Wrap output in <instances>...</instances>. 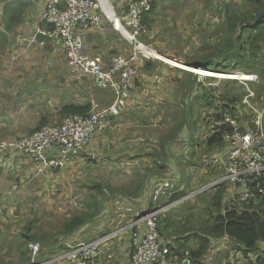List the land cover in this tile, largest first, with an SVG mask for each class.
I'll use <instances>...</instances> for the list:
<instances>
[{"label": "crops", "instance_id": "crops-1", "mask_svg": "<svg viewBox=\"0 0 264 264\" xmlns=\"http://www.w3.org/2000/svg\"><path fill=\"white\" fill-rule=\"evenodd\" d=\"M109 1L115 12L117 14H122L127 10L131 0ZM168 1L170 0H156L154 9L147 15L146 22H144L146 28L143 33L144 41L154 45L159 54L176 59L184 65H206L208 59H215L214 61H217V63L227 64L228 61L225 60L224 56L220 55L222 57L219 59L220 56L215 55L217 53L214 47L215 43L213 42L204 46L205 49L203 53H205V55L200 59L187 58L181 60L178 59L179 57L177 56H171V54L176 51V49L169 46V41L173 33L171 32L166 38V36L161 34L163 29H158L159 25H163L161 13L169 8ZM6 5L12 8L5 16L4 7ZM45 6L46 0H0V55L2 58L8 48L15 42V39L18 49L20 46L28 45L34 46L36 49L51 47H55L56 49L61 48L60 43L56 40L39 42L35 38L39 29L46 31L52 30L42 28V25L47 23L41 20V13L45 9ZM233 6L236 8L237 4ZM13 8L23 9L24 22L13 29H6L4 20L6 17H10L14 14L13 12L15 11ZM225 21L224 25L222 24L223 27L220 29L223 30L224 34L227 32ZM244 24V20H242L241 26ZM164 25H167V23ZM220 30H218V33L221 32ZM240 30L239 28L237 32L240 33ZM81 31L85 36L87 51L91 54L100 55L107 61H110L112 56L120 53L127 54V52L131 50V47L124 40V37L113 26V22L106 18L103 20L102 28L95 30L93 28L83 27ZM222 38L221 36L220 41H222ZM161 39H165V41L161 42ZM19 41L24 42V45H21ZM220 41L217 42L220 43ZM18 49L12 52L11 60H13V53ZM212 49L213 51H211ZM66 61L68 65L67 70L70 71L67 58ZM136 68V88L133 96L129 98V108L120 116L114 118L104 131L96 134L92 142L86 146L80 155L72 157L63 163L60 170L57 165H54L44 172H40L36 168L35 160L32 155L30 156L15 150H9L4 154L3 161L0 164V241H4V239L5 241L13 239L21 242V240H25V238H23L24 234H33L38 231L47 238L53 237L50 245L46 248V252H42V260H52V264H68V262L63 261L62 258L59 259L60 255L66 250L65 244L67 246L70 242L82 239L93 240L103 232L114 230L117 227H127L133 221V214L128 212L130 215L125 217L121 216V214L125 213L124 209L126 206L131 205L135 210L142 212L150 205V197L148 200H146L147 197L145 198L147 193L143 196L142 191L144 189L145 192L147 189L152 191L161 181L170 180L176 183L180 180L182 174L179 172L169 174L168 172H171V165L173 162L182 167V165L179 164L181 154L179 152L177 153L176 150L178 151L179 147H181L179 141H181V136L184 132L181 133L179 141L171 140L168 143V147L171 144L175 147H173L172 152L169 153L168 161H170V163H168L166 167V173L163 174V172H158L159 170L154 168L158 167L159 164L160 166L163 165L164 156L161 155L163 142L167 138L172 137V134L178 128L175 125L178 122L174 120V118L177 117L178 112L182 109L181 106H183V104L192 106L191 103L197 105V102H199L198 98H201L205 88L198 91L194 86V81H191V78L188 80L189 83L187 82L182 85L183 76H194L195 73L191 75L189 74V72H191L190 70L182 67H177V69H175L173 66L162 62V60L140 59L136 63ZM50 69L51 65L49 64V70ZM208 69L213 70L217 68L209 67ZM70 77L71 75L69 73L68 77L65 76V80H61L62 88L65 90L64 92L61 87H57L61 89L56 90L54 94L55 104L53 106L55 107L47 104L46 98L47 94L50 95L49 89L45 90L41 87H36L45 84L39 82L44 79L38 75L31 77V82L33 84L31 85V91L24 92L23 90L21 92L16 91L7 94L5 89H0V138L19 137L21 135L14 129L20 126H28L21 118L15 117L16 112L14 105L17 103V100L21 101L24 96L31 95L33 99H38L39 97L38 102L35 101L32 103L33 100H31V109L23 107V109L20 110L24 114L31 112L35 121L38 122L37 126H39L40 123L46 125L50 121L52 122L51 124L61 123L64 118L61 109L64 105L70 103L84 104L86 102H91V105L93 102L105 105L112 103L114 94L111 90L104 88L99 89L100 91L96 94L98 100L93 99L94 94H91L90 91L96 86H86L88 84L86 80L88 79L82 82L76 81L74 84L70 81ZM6 79L8 78H2L4 81ZM88 81L90 82V80ZM260 95L264 97V92L260 93ZM260 95H258L259 99H262ZM112 96L113 98L110 99ZM239 101L230 104V106L233 108H235L236 105L239 106ZM4 104L9 106L7 110H10V113L13 114L14 117L10 114H4ZM23 105L25 104L23 103ZM212 105L213 106L209 105L211 108L208 107L203 111L204 116L207 117V121L209 122L212 120L211 114L221 113L223 111V106L227 105V102L218 100ZM166 114H173V118H168ZM149 119H156L160 124L158 126V123L154 126H144V122L146 121L147 124ZM202 128L206 129L208 134L209 123L205 121V125H202ZM185 150L186 147L184 152ZM168 151L170 150L168 149ZM154 154H156V156H154ZM48 156L56 160L62 159L60 151L56 147L48 153ZM176 160L177 163L175 162ZM87 168L90 169V174L89 176H84V171ZM124 174H132V176H134L133 183H131L130 187H121L119 182H117ZM162 177L166 178L160 179ZM104 178L107 179L105 180ZM89 181L98 182V184H94V187H92L96 190L98 197L101 196L99 191L103 195L107 194L104 198L102 196L101 199L98 198L100 206L104 207L103 210L100 211L102 220L99 218V215V217L95 216L91 221H88L75 232L65 237L60 235V232L64 230L63 225L58 229L48 228L49 223L53 224L52 220L48 222L51 215L48 209L53 207V205H50L53 197L54 202L59 204L58 211H55V213L62 217L61 220L64 223L73 214L84 212L85 210L88 211L89 205L82 202V209H76L79 201L73 202V199L77 198V196H80V198L83 196ZM141 183L142 187H139L141 191H139L136 196L137 198H134L135 200L133 201H135V203H133L131 202L133 196L127 195L126 193L136 192L139 189L138 185ZM110 193H114V197L108 199ZM91 198L92 197L86 200V203H88ZM102 201H105V203L103 204ZM109 201L114 202L115 209L113 210V214L117 212L118 217L114 218L113 215L111 217L112 219L107 222L108 218L106 219L105 216L107 217L109 214L107 210L110 207V205L107 204ZM11 210L13 213H19V217L15 219L3 216L5 213L6 216H11ZM91 211L92 210H90V212ZM39 214L44 215V217H40ZM21 216L23 217L20 218ZM25 217L27 218L25 219ZM31 224L33 227L28 231L27 227ZM35 226L39 228L35 230ZM136 230V227L124 229L118 238L108 242V244L105 245L103 254L95 264H132L131 256L134 249L133 233ZM170 243H168V247H170ZM5 251L6 249L0 246V253H6ZM43 256L45 257L44 259ZM210 256H213V254ZM0 258H2L1 254ZM56 258H58V260L53 261ZM207 259L208 257L206 256V263ZM11 261L14 260L9 258L5 263L11 264ZM0 264H4V262L0 260Z\"/></svg>", "mask_w": 264, "mask_h": 264}, {"label": "built area", "instance_id": "built-area-1", "mask_svg": "<svg viewBox=\"0 0 264 264\" xmlns=\"http://www.w3.org/2000/svg\"><path fill=\"white\" fill-rule=\"evenodd\" d=\"M153 1L131 0L127 10L117 14L108 0L109 6L114 10L110 17L103 0H46L41 20L53 24L54 28L50 31L39 30L60 43L68 60L71 76L75 80L82 82L88 79L98 87L107 88L113 92L114 99L108 105L93 102L87 115H67L59 124H46L37 131L19 137L0 138V164L7 151L15 150L32 155L40 172L54 165L62 167L68 159L80 155L96 134L104 131L114 118L129 108V98L133 96L136 88L137 61L157 57L153 53L156 50L152 51V48L139 40L146 29L144 15L152 9ZM104 18L113 22L115 29L129 43L136 44L133 53H120L107 61L102 56L87 51L82 28L100 29L103 27ZM140 53L143 56L140 57ZM237 77L244 84V95L239 106H236L237 113L227 110L220 117L213 114L211 122L205 119L209 123V134L223 133L224 146L228 149L224 151L222 147H217L212 154L203 158V165L196 170L201 177L209 172L217 171L221 174L209 184L205 185V181L197 190H191L173 201L170 200L172 196L186 188L193 174L188 171L176 183L170 180L161 181L150 193V205L144 211L126 208L133 214V221L127 227L103 232L93 240L70 242L59 259L62 258L68 264H95L108 242L118 238L124 229L136 227L137 230L133 233L134 250L131 263L173 264L176 259L169 251L168 240L162 234L160 226L161 218L165 214L182 203L190 202L198 194L225 183L242 188L237 194H233L241 201L264 198V101L260 102L258 93L249 86V82L258 83L259 77L256 74H248L246 79L242 75ZM243 111H246L244 119L240 116ZM55 147L60 151L61 160L48 156ZM208 167L210 168L207 169ZM210 169L212 170L209 171ZM227 241L229 243L230 239L226 234L220 246H224L223 242ZM262 249L264 256V244ZM29 251L30 264H52V260H42L40 242L30 243ZM57 260L58 258L53 261ZM185 262L192 264L189 259L175 264ZM206 264H214L213 256L208 257Z\"/></svg>", "mask_w": 264, "mask_h": 264}, {"label": "rangeland", "instance_id": "rangeland-1", "mask_svg": "<svg viewBox=\"0 0 264 264\" xmlns=\"http://www.w3.org/2000/svg\"><path fill=\"white\" fill-rule=\"evenodd\" d=\"M243 3H244V0H173V1L170 0L168 1L169 8L166 9L163 13H161V17H162L161 20L163 21V25H159L158 29L159 30L163 29L161 34L166 36V38L169 36L171 32L173 33V36L171 37L169 41V46L176 49V51L173 52L171 56H177L179 57L178 59H181V60H185L187 58H193V59L202 58L205 55V53H203V50L205 49L204 46L212 42L215 44L219 43L217 41H220L221 36L222 37L224 36L223 30H220L223 27L222 24L224 25V21L226 20V18L230 16V13L233 12L234 9H239L240 11H242ZM234 4H237L236 8L233 6ZM165 23H167V25H164ZM246 24L248 25L247 21H246ZM218 30H220L221 32L218 33ZM124 40L131 47L130 52H127V55H130L131 53L134 52V46L136 44L134 42L133 44L129 43L125 38ZM139 40L143 42L145 45L149 46L150 49L152 48L151 49L152 51L153 49L157 51L154 45L148 44L144 41L143 35L140 37ZM164 41L165 39H161V42H164ZM19 42L21 45H24V42H21V41ZM15 49H18V46L16 44V39H15V42L8 48L6 53H4V57L2 58L0 55V87H1L0 89L2 90L5 89L7 91V94L11 92H16V91L21 92L23 90L24 92L31 91V85H33L31 82V77L38 75L44 79L43 81H39V82H42L45 84L36 86V87H39V88L41 87L42 89H45V90L49 89L50 95L47 94V98H46L47 104L48 105L50 104L52 105V107H55L53 106L55 104L54 94L56 93V90H60L62 88L61 80H65L66 79L65 76L68 77L70 73V71L67 70L68 65L66 61V56L62 48L56 49L55 47L53 48L51 47V48H45V49H36L34 46H30V45L20 46L19 49L13 53V58H12L13 60H11L12 52ZM211 51H213V49ZM263 53H264V47L260 54L262 55ZM139 55L140 57L143 56L142 53H140ZM221 57L222 56H220L219 59H221ZM152 58H155L157 60H162V62H165V64H169L173 66V68L177 69V66L173 63H168L169 61L159 59V57H155V56ZM173 60H176V59H173ZM49 64L51 65L50 70H49ZM213 67L220 68L221 66H213ZM202 69H206L207 71H210L213 73H216V72L222 73L221 70H217V69H213V70L208 69V68H202ZM236 71H239V70H234L228 73L229 74L237 73ZM194 73H195L194 76H189V77L183 76L182 85H184L187 82L189 83L188 80L189 78H191V81H194V86L197 88L198 91L203 90L204 88L210 90L211 94L214 96V99L216 101L220 100V94H222L218 90H221L223 92H227V90L229 91L232 90V92H239V94H241L243 90L242 86H244V84H242L238 79L232 80V78H220L217 75H213L212 77L208 75V77H204L203 74H200L197 72H194ZM241 74H245V73L241 72ZM4 77H7L9 81L8 79H6L5 81L2 80V78ZM70 78H71L70 81L75 84L77 80H75L72 76ZM86 81H87L86 83H88L86 86H96L94 84H91L88 80ZM249 86L260 95L259 91H261L260 90L261 87L257 86L256 88L255 85L253 86L252 82H249ZM57 87H61V88H57ZM99 89H102V87L96 86L90 91L91 94L92 93L94 94L93 99L98 100V98L96 97V94L100 91ZM62 90L63 92L65 91L63 88ZM260 97L262 99H259V101L260 102L264 101V97L263 96H260ZM22 98L23 99H21V101L17 100V103L14 105L15 112H16L15 117L21 118L23 122L28 125L27 127L20 126L19 128L14 129L15 131L19 132L20 135L29 134L35 128L38 127L37 126L38 122L35 121L34 116L33 114H31V112H29L28 114H24L20 110L23 109V107L24 108L28 107L29 109H31V100H33L32 103H34L35 101L38 102L39 97L38 99H33L31 98V95H29V96H24ZM112 98L113 96L110 99ZM23 103L25 105H23ZM199 108H200V105H198L197 110ZM7 109H9V106L4 104L3 106V112L5 111L4 114H7V115L10 114L11 116L14 117V115L10 113V110L8 111ZM166 116L168 118H173V114H166ZM240 116L241 118L244 119L246 116V111H243ZM51 123L52 122L50 121L48 124H51ZM156 123H158L157 126L160 124V122L157 121L156 119H149V121H147V124L145 121L143 125L144 126L145 125L154 126ZM202 125H205L204 118H201L199 120V126L196 130H194V133H193V136L198 139L200 137H204L207 135L206 129L202 128ZM249 127L252 128L251 126ZM201 128L203 129V131ZM186 135L187 133L185 132L183 134V138H185ZM227 149L228 148L224 146L223 150L225 151ZM185 152L187 154L189 152V148L186 149ZM213 152L214 150L210 151L209 154H212ZM189 161H192L194 164L198 162L197 160H193V158L190 159ZM175 162L177 163V160ZM192 166L193 165L188 167V171H190L191 174H193L190 178V181L192 182L190 186V190H197L205 183V181H207L205 185L209 184L213 179H215V177L221 174L220 172H217V171L213 173L209 172L207 176L201 177L200 172L199 173L198 171L196 172V170H198L196 167L197 165L193 167ZM186 168L187 167H185V164H183L182 167H180L173 162V164L171 165V172L169 171L168 173L175 174L176 172H179L182 175L184 173L186 175L188 171L183 172V169H186ZM89 171L90 169L87 168L84 171V176L85 175L89 176L90 174ZM133 178L134 176H132V174L130 175L124 174V176H122L120 180L117 182H119L121 187H130L131 183H133ZM163 178H166V177H162L160 179H163ZM104 179L106 180L107 178H104ZM94 184L96 185L98 184V182L89 181L87 183V187L85 189V192L83 193V196H81V198L80 196H77V198L73 199V202L79 201V203L77 204L78 207H76V209H80L82 207L81 202L88 204L89 207L92 206L91 212L93 213V215L97 217L98 215L99 216L101 215L100 211L103 210L104 208L100 206V201L98 200V198L101 199V196L104 198L107 194L103 195L99 191V194L101 196L98 197L96 190L92 188L94 187ZM226 185L227 186L225 187V189H228V192H234V190L238 192L239 190L242 189V188L240 189L238 185L236 187L233 186L232 184H226ZM139 191H141V188H139ZM149 191L150 189H147L146 192H145V189L142 191L143 196H145L147 193V195L145 196V198L147 197L146 200L149 199L150 197L149 195L152 192V191L150 192ZM210 193L211 191L210 192L207 191L206 195L202 194L199 198H197L196 196L190 201V203L184 205V206H191L193 208V210L190 211L186 216H192L193 214L194 216L193 221L196 222V219H199L202 221H208L209 224H212L214 220L215 209L210 207L208 204L210 202V197H208ZM136 196L137 195H134L132 197L131 202L135 203V201L133 200H135L134 198H137ZM90 197L92 198L90 199L88 203H86V200H88ZM113 197H114V193H110V196L108 199L113 198ZM51 202L52 203H50V205H53V207L51 209H48L49 213L51 214L48 222H51L52 220L53 224L49 223L48 228L58 229L60 226L63 225L64 222L61 220L62 217L60 215L58 216L55 213V211H58L59 204L54 202V197L52 198ZM102 203L104 204L105 201H102ZM107 204L110 205L109 209H107L109 214L107 215V217L105 216L106 219L108 218L107 219V222H108L112 219L111 217L113 215H114V218H117L118 213L114 212L113 214V210L115 209L114 202L109 201ZM127 207H132V206L129 205L125 207L124 209L125 213L121 214L122 217L130 215V213H128V211L126 210ZM133 210L135 209L133 208ZM181 212L182 210L180 208L176 213H172V214H176L177 216ZM10 214L11 216H6V213H5L3 216L6 218L12 217L15 219L19 217V213L17 212L13 213L12 210ZM41 216L44 217V215L42 214L40 215V217ZM165 216L166 215H164L162 218H164ZM22 217L23 216H21L20 218ZM26 218L27 217H25V219ZM99 218L102 220L101 216ZM191 226L192 224L190 222L184 220L182 224L180 225V228L182 230L183 229L190 230ZM35 228H36L35 230H37L39 227L35 226ZM191 234L193 236L194 232H191ZM218 239L220 238L214 237L213 241L211 239V244L209 246V249L206 252L207 257L213 254L214 264H217V263L225 264L228 261H231L235 264H256L254 261L256 260V257H258V253L252 254V257L250 255L249 257H247L246 255L242 254L240 250H238L237 245L234 242L232 244H231V241L229 243L228 241L226 243L223 242L224 246H219L221 242L218 244H215L218 242ZM178 245H183V243H180ZM0 246L6 249L5 251L6 253H0L2 256L0 260H2L4 264H7L5 263V261L8 260L9 258H12V260H14V261H11L12 262L11 264H21L22 262L25 261V258L23 257V252H26L28 250V247L26 246L25 243L22 246L21 243H19L16 240L12 239V240L5 241L4 239V241H0ZM183 246H184L183 247L184 249H189L191 248V246L193 247L196 246V241L192 240V242H188L186 245H183ZM223 247L225 248V250L219 251V249ZM262 252H263V249H262Z\"/></svg>", "mask_w": 264, "mask_h": 264}, {"label": "trees", "instance_id": "trees-1", "mask_svg": "<svg viewBox=\"0 0 264 264\" xmlns=\"http://www.w3.org/2000/svg\"><path fill=\"white\" fill-rule=\"evenodd\" d=\"M156 0L153 1V6L150 11H148L144 15V22H146V17L155 7ZM12 7L6 5L4 7L5 16L10 11ZM243 10L234 9L231 15L226 18L225 25L227 27V32L224 34L219 44H215V55H222L227 60V64L217 63L213 60L208 59L206 65L198 64L200 68H209L213 66H221L217 68L222 72L228 73L234 70H239L245 74L255 73L260 77L259 82H253V86L256 88L261 87V91L259 93L264 92V53L261 55V51L264 47V20L260 23L256 22L257 17L264 12V0H244ZM14 9V8H13ZM16 9V10H15ZM10 17H6L4 20V25L6 29H13L14 27L20 26L24 22V11L21 8H15ZM244 20V25L241 26V21ZM247 22H250L251 25H247ZM43 29H53V24L44 23L42 25ZM240 33L237 32L238 29ZM209 58V57H208ZM231 66V67H230ZM189 74L193 75L194 72H189ZM236 80V79H232ZM189 86V85H188ZM241 94L239 92H232V90H227V92L220 91V100L222 102H227V105L223 106V111L217 113V117H220L223 112L231 111L235 114L236 107L233 108L230 104H234L239 101L244 95V86ZM186 95V94H185ZM259 95V94H258ZM261 96V95H260ZM197 105L191 103L192 106H188L187 104H183L181 106L180 112H178L177 117L174 120H177L178 123L175 125L178 127L175 132L172 134V137L167 138L163 142V150L161 155H163V165L155 167L154 169H158V172L166 173V167L169 160V153L172 152V148L175 147L169 145L168 143L172 141H179L181 133H187L186 137L179 141V150L176 152L180 153L179 164H185L186 169H183V172L188 171V167L193 165H197V169L199 170L203 165V158L206 155H209L210 151L215 150L217 147L224 148V136L223 133H210L204 137H200L199 139L193 136L194 130H196L199 126V120L201 118L207 119L204 116L203 111L209 105L215 103L214 96L211 94V91L205 89L202 93L201 98H198ZM204 101V102H202ZM206 102V104H205ZM200 104V108L197 110L198 105ZM91 102H86L84 104H75L70 103L64 105L61 109L62 114L65 116L72 114H80L87 115L91 110ZM237 106V105H236ZM207 107V108H208ZM212 116V115H211ZM45 124L40 123L37 128H35L32 132L39 130ZM200 128V127H199ZM202 129V128H201ZM203 131V129H202ZM31 132V133H32ZM168 148H167V147ZM189 149V152L186 154L184 149ZM168 149L170 151H168ZM165 155H164V154ZM206 154V155H205ZM156 156V154H154ZM197 160V163H193L189 161L190 159ZM192 166V167H193ZM208 167L207 169H209ZM210 169L209 171H211ZM213 173V172H212ZM185 176V173L182 177ZM191 181L189 180L186 188L175 193L171 201L179 198L183 194L191 191ZM142 186V183L138 185V188ZM225 184H221L219 186L214 187L211 190L210 202L208 203L210 207L215 209L214 220L212 224H209L208 221H202L196 219L194 220V216H186L190 211L193 210L191 206H184L190 202H185L179 205L177 208H174L169 213L165 214L167 218H162L160 222L161 232L166 237V239L170 243V253L176 260H174L173 264L182 262L185 258L189 259L192 264H206V252L209 249L211 244V239H218V243H222V238L224 235H228L231 244L234 242L237 245L238 250L242 252V254L249 257H252V254H259L254 261L256 264H264V256L262 252V246L264 244V198L260 199L257 197L255 200L250 201H241L238 198H235L233 194H237L238 192H228V189H225ZM139 189L136 192L126 193L127 195L134 196L138 195ZM210 192V191H209ZM206 195L205 193H201L197 195L199 198L201 195ZM181 207L182 212L176 216V213ZM92 206L89 207L84 212H77L73 214L66 222L63 224V229L60 232L62 237L67 236L75 232L79 227L85 225L88 221H91L95 218L90 210ZM184 213V214H183ZM181 219V220H180ZM186 220L192 224L189 229H181L180 225L182 222ZM33 225H29L27 227L28 231L31 230ZM191 232H194L192 236ZM222 237V238H221ZM25 240H21V245L24 243L28 247L26 252H23V257L25 261L21 264H30V251L29 245L33 242H40L42 246V252H46V248L50 245L53 237L47 238L40 232L35 233H27L23 235ZM192 240L196 241V246H191L189 249H184L183 245H186L188 242H192ZM183 243V245H178ZM220 243V245H221ZM219 245V246H220ZM66 247V244H65ZM67 248V247H66ZM225 250V248H220L219 251ZM28 253V255H27ZM219 253V252H218ZM45 257L43 256V259ZM218 264V263H217ZM225 264H235L231 261L226 262Z\"/></svg>", "mask_w": 264, "mask_h": 264}, {"label": "bare ground", "instance_id": "bare-ground-1", "mask_svg": "<svg viewBox=\"0 0 264 264\" xmlns=\"http://www.w3.org/2000/svg\"><path fill=\"white\" fill-rule=\"evenodd\" d=\"M103 2H104V5H105V8H106V11H107L108 16L112 17L113 14H114V10L112 9L111 6H109V4H108V0H103ZM153 53H154L157 57L162 58L163 60H166V61H169V62L175 64L177 67H182V68H185V69H187V70H192V71H194V72H197V73L203 74V76H205V75L213 76V75H217V74H226V75H223V76H222V75H217V76L225 77V78L237 79V78H238L237 76L242 75V76H244V79L248 78V77H247L248 75H246V74H236V73H230V74H229V73H221V72H220V73H217V72H216V73H213V72L207 71V70L202 69V68H200V69L190 68V67H187V66H185L184 64H182V63H180V62H178V61L170 60L169 58H167V57H165V56L159 54L158 52H153Z\"/></svg>", "mask_w": 264, "mask_h": 264}, {"label": "water", "instance_id": "water-1", "mask_svg": "<svg viewBox=\"0 0 264 264\" xmlns=\"http://www.w3.org/2000/svg\"><path fill=\"white\" fill-rule=\"evenodd\" d=\"M264 20V12L263 13H261L258 17H257V19H256V22L257 23H260L261 21H263ZM249 25H251V23L250 22H248V26ZM36 40L37 41H39V42H44V41H48V40H53V38L51 37V36H49L48 34H46L45 32H43V31H41V30H39L37 33H36ZM170 59V58H169ZM185 66H187V67H190V68H194V69H198V68H200L199 66H197V65H194V66H192V65H185ZM206 70V69H205ZM190 71H192V70H190ZM238 74H240L239 72H237ZM58 169L60 170L61 169V166H58ZM184 264H188V262H185Z\"/></svg>", "mask_w": 264, "mask_h": 264}, {"label": "clouds", "instance_id": "clouds-1", "mask_svg": "<svg viewBox=\"0 0 264 264\" xmlns=\"http://www.w3.org/2000/svg\"><path fill=\"white\" fill-rule=\"evenodd\" d=\"M191 72H194V71H191ZM222 73H226V72H222ZM241 74V73H240ZM205 77V76H204ZM210 77H212V76H210Z\"/></svg>", "mask_w": 264, "mask_h": 264}]
</instances>
